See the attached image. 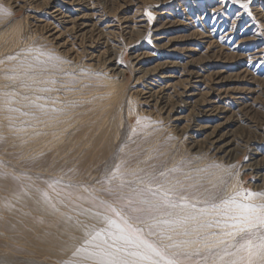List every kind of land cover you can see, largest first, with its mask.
<instances>
[{
    "label": "rangeland",
    "instance_id": "obj_1",
    "mask_svg": "<svg viewBox=\"0 0 264 264\" xmlns=\"http://www.w3.org/2000/svg\"><path fill=\"white\" fill-rule=\"evenodd\" d=\"M249 191L264 0H0V264H92L102 202L177 264H230L211 205Z\"/></svg>",
    "mask_w": 264,
    "mask_h": 264
},
{
    "label": "snow or ice",
    "instance_id": "obj_2",
    "mask_svg": "<svg viewBox=\"0 0 264 264\" xmlns=\"http://www.w3.org/2000/svg\"><path fill=\"white\" fill-rule=\"evenodd\" d=\"M33 51L36 53L34 58L38 61L40 56H45L50 61L59 59L40 49H29L28 54ZM45 91H50V89H45ZM137 124H141L140 119H137ZM118 172L119 166L112 173V179L118 178ZM240 196L244 200H251L253 197L264 196V193L237 192L220 203L211 205L212 209L223 217L222 222L217 221L218 226L230 229L223 234L233 238L239 236L238 240L227 245L236 251L226 254L237 256V259L232 260L230 264H264V205L243 203L237 200ZM132 204L133 201L129 200L128 205ZM102 206L105 208V213H110V215L103 214L106 227L89 234L90 238L85 241L86 246L77 249V254H84V260L91 261L92 264H161V260L164 264H177L175 260L164 257L159 248L144 239L141 234L142 230L134 227L127 216L122 215L110 205L104 206L103 202ZM170 206L175 207L176 205ZM181 207H187V205H181ZM141 210L130 207L131 212ZM200 211L206 210L201 209ZM238 253H245V255H237ZM155 257L160 259H155Z\"/></svg>",
    "mask_w": 264,
    "mask_h": 264
},
{
    "label": "bare ground",
    "instance_id": "obj_3",
    "mask_svg": "<svg viewBox=\"0 0 264 264\" xmlns=\"http://www.w3.org/2000/svg\"><path fill=\"white\" fill-rule=\"evenodd\" d=\"M126 27V26H125ZM140 34V33H139ZM185 90V89H184ZM216 213V212H215ZM213 215V214H212ZM216 215V214H215ZM214 217V216H213ZM211 218V217H210ZM214 219H215V217H214ZM212 220H213V218H212ZM211 220V221H212ZM215 220H217V219H215ZM217 221H219V220H217ZM217 221H215V222H217ZM212 222H214V220L212 221ZM222 222V221H221ZM206 224V223H205ZM222 228V227H221ZM207 236V235H206ZM218 236V235H217ZM213 240V239H212ZM194 243V242H193ZM191 244H192V242H191Z\"/></svg>",
    "mask_w": 264,
    "mask_h": 264
}]
</instances>
